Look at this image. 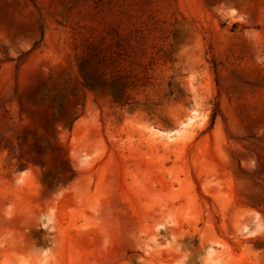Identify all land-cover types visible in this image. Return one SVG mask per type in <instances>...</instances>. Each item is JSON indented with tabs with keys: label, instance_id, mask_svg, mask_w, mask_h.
Returning <instances> with one entry per match:
<instances>
[{
	"label": "rangeland",
	"instance_id": "rangeland-1",
	"mask_svg": "<svg viewBox=\"0 0 264 264\" xmlns=\"http://www.w3.org/2000/svg\"><path fill=\"white\" fill-rule=\"evenodd\" d=\"M0 264H264V0H0Z\"/></svg>",
	"mask_w": 264,
	"mask_h": 264
},
{
	"label": "bare ground",
	"instance_id": "bare-ground-1",
	"mask_svg": "<svg viewBox=\"0 0 264 264\" xmlns=\"http://www.w3.org/2000/svg\"><path fill=\"white\" fill-rule=\"evenodd\" d=\"M185 118V120L186 121H183V123H182V125H185V126H187L188 125V123H190L191 121H193L194 119L192 118V115L191 116H184Z\"/></svg>",
	"mask_w": 264,
	"mask_h": 264
},
{
	"label": "trees",
	"instance_id": "trees-1",
	"mask_svg": "<svg viewBox=\"0 0 264 264\" xmlns=\"http://www.w3.org/2000/svg\"><path fill=\"white\" fill-rule=\"evenodd\" d=\"M119 100H120V98H119ZM217 114H218V112H217V110H215L214 113H213V116H212V121L215 120Z\"/></svg>",
	"mask_w": 264,
	"mask_h": 264
}]
</instances>
